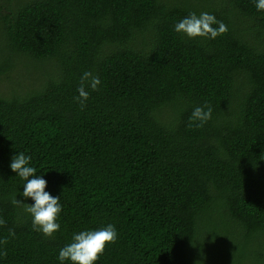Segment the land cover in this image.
I'll return each mask as SVG.
<instances>
[{"label": "trees", "instance_id": "16d2710c", "mask_svg": "<svg viewBox=\"0 0 264 264\" xmlns=\"http://www.w3.org/2000/svg\"><path fill=\"white\" fill-rule=\"evenodd\" d=\"M5 1L0 81L28 64L42 76L0 93V264H61L74 233L108 224L117 242L95 264H203L195 252L209 247L225 264H264V11L256 0ZM192 12L214 15L227 33H177ZM86 71L101 84L86 89L81 108ZM206 104L211 119L195 127L192 112ZM20 152L60 196L51 238L11 202L34 203L10 168Z\"/></svg>", "mask_w": 264, "mask_h": 264}, {"label": "clouds", "instance_id": "9594fccd", "mask_svg": "<svg viewBox=\"0 0 264 264\" xmlns=\"http://www.w3.org/2000/svg\"><path fill=\"white\" fill-rule=\"evenodd\" d=\"M255 7L258 11H264V0H256ZM213 25H218V27H213ZM174 30L191 39L199 37L214 40L218 36L226 34L228 28L212 14L203 12L197 15L192 12L176 23ZM100 84V78L93 75L91 71L83 73L80 86L77 89L79 95L75 97L81 108L86 106V101L89 99L90 94L86 89L90 87L92 91H96ZM211 116L212 108L206 104L203 107H196L190 120L195 127H203L211 119ZM30 161L31 156L20 152L12 157L10 168L25 181L23 197L31 198L34 203H24L17 199L15 195L12 197L11 202L18 206L23 205L24 210L32 216L34 231L51 238L60 229V224L57 222L62 212L60 196H53L45 190L47 181L36 174L37 170L30 166ZM5 223L3 219H0V225ZM10 234L14 235L15 233L10 230ZM117 238V229L113 224H108L99 230H86L74 233L72 242L60 249L58 259L61 264H64L65 261H70L71 264H95L103 255L106 247L109 244H115ZM0 243L6 244L7 240L0 241ZM2 254L7 255L6 251Z\"/></svg>", "mask_w": 264, "mask_h": 264}, {"label": "rangeland", "instance_id": "374dc122", "mask_svg": "<svg viewBox=\"0 0 264 264\" xmlns=\"http://www.w3.org/2000/svg\"><path fill=\"white\" fill-rule=\"evenodd\" d=\"M2 2L5 8L9 7L8 1L2 0ZM41 71L42 68L35 66L34 64L25 65L23 68L18 69L16 73H12L14 76H11L9 80L5 78L0 81V93L8 94L11 90L17 93L20 91L21 87L25 85H36L41 79ZM214 218L218 219L217 216ZM218 244L221 246H227L228 248L226 241H218ZM211 250L210 247L205 252L198 250L195 252V256L196 258L198 257L197 259L201 260L203 264H225L222 258H218L219 250Z\"/></svg>", "mask_w": 264, "mask_h": 264}]
</instances>
